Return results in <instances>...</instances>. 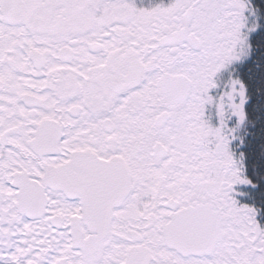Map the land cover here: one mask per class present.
Returning a JSON list of instances; mask_svg holds the SVG:
<instances>
[{"label": "snow or ice", "instance_id": "6c2138e0", "mask_svg": "<svg viewBox=\"0 0 264 264\" xmlns=\"http://www.w3.org/2000/svg\"><path fill=\"white\" fill-rule=\"evenodd\" d=\"M0 264H264V0H0Z\"/></svg>", "mask_w": 264, "mask_h": 264}]
</instances>
